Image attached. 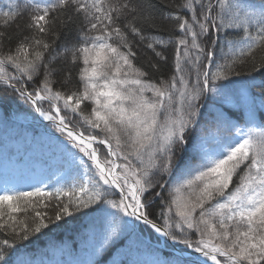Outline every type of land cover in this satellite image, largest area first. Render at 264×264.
<instances>
[{
	"label": "snow or ice",
	"instance_id": "6c2138e0",
	"mask_svg": "<svg viewBox=\"0 0 264 264\" xmlns=\"http://www.w3.org/2000/svg\"><path fill=\"white\" fill-rule=\"evenodd\" d=\"M172 45L171 76L150 78ZM142 50L155 62L137 66ZM65 64L82 65L78 90L54 87L72 82ZM0 85V100L13 94L52 125L65 156L60 179L0 189V264H30L27 242L85 217L95 243L72 264L143 243L142 229L158 246L149 264H264V0H0ZM228 95L245 111L218 110Z\"/></svg>",
	"mask_w": 264,
	"mask_h": 264
},
{
	"label": "trees",
	"instance_id": "16d2710c",
	"mask_svg": "<svg viewBox=\"0 0 264 264\" xmlns=\"http://www.w3.org/2000/svg\"><path fill=\"white\" fill-rule=\"evenodd\" d=\"M8 0H3V3H7ZM165 3H171L172 0H164ZM175 2H180V0H175ZM27 20V15L25 14L19 18L15 24L11 25L5 29L9 33H15L19 28H23ZM169 22H164L163 27L167 28ZM76 33L72 32L62 33L60 39L57 41V50L61 49V46L68 45L75 40ZM51 40V37L48 38ZM175 52V45L168 47L165 54L168 57L167 63L161 65V71L159 73L150 74V78L159 80L161 78L168 79L173 70V58ZM257 58L260 57L261 52L256 53ZM152 59L155 62L150 51L142 50L139 59L135 61L137 66L146 63L148 59ZM58 63H63V61H58ZM82 65L77 64L72 67L70 64H65V67H72L71 77L72 82L66 83L62 87L60 83L55 84V88L61 91H75L78 90L79 80L78 72ZM249 65L245 64L238 68V71L245 72L248 70ZM63 78V74H60L53 79L60 81ZM243 83V77L233 78L232 82L227 85V87L222 90L226 93H235L238 88H240ZM33 87L32 84L29 85V89ZM3 86L0 85V89ZM242 96L228 95L226 99L231 100V105H224L218 100L216 103V108L218 110H223L226 112H231L237 114L243 112L246 109V103L241 100ZM45 109H48L50 105L48 102L43 104ZM62 107V105H61ZM92 105L90 103H85L82 105V110L85 114H90ZM62 115L71 119V126L76 129H81L85 133L89 132L87 125H85L78 115H73L71 112H61ZM14 117L19 120L27 121V123L17 124L12 121L10 117ZM40 125H44L46 128L54 131V128L38 120L37 116L31 109V107L25 104L23 101L18 100L13 94H9L3 100H0V154H10L16 160V164L19 165L23 161L26 162V166L29 168H34L36 164L43 162L49 163V166L45 170L44 176H48V181L51 182L57 179V175L60 170L64 169L62 161L65 156L63 150H59L61 158H56V161L52 162L54 154L56 153V148L50 146L47 141L41 139V128ZM12 127V128H11ZM12 131L10 132V130ZM26 129L31 131V136L26 134ZM98 131V130H97ZM6 134L7 137H6ZM96 134V132H93ZM27 150H31L28 157L24 156L23 153ZM21 152L20 154H18ZM31 162V164H30ZM56 169H53V168ZM154 179H156L154 177ZM238 179V178H237ZM165 196H167V191H165ZM88 218L85 217L82 220L77 219L68 222L67 224L61 225L60 228H50L43 232V234H38L29 242H27L20 254H26L27 259L30 264H34L38 261L43 262L42 264H72L73 261L77 259L86 260L89 258V253L94 246L95 241L89 236L87 229ZM143 235H147L151 240L155 241V236H153L148 230H141ZM153 245L147 243L143 240L141 243L137 240L136 236L133 235L126 240L123 247L117 245L116 248L111 250L109 254L107 251L94 259L100 260L101 264H111L112 260H123L125 264H131V261L139 260L144 262V264H149L154 258H157ZM167 253H165L166 255ZM152 256L149 258L148 256ZM162 258V257H161Z\"/></svg>",
	"mask_w": 264,
	"mask_h": 264
},
{
	"label": "rangeland",
	"instance_id": "374dc122",
	"mask_svg": "<svg viewBox=\"0 0 264 264\" xmlns=\"http://www.w3.org/2000/svg\"><path fill=\"white\" fill-rule=\"evenodd\" d=\"M241 99H243V96H242ZM30 174H32V173H30ZM36 177H37V176H36L35 174H34V177L31 178V179H26V177H22V182L27 183L26 180H29L28 182H34L35 179H36ZM31 184H32V183L26 184V186H29V185H31ZM33 185H35V183H33Z\"/></svg>",
	"mask_w": 264,
	"mask_h": 264
}]
</instances>
